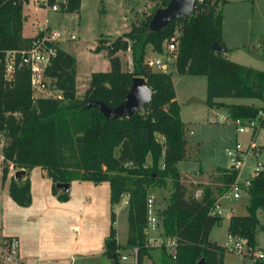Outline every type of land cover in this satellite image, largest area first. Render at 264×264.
Segmentation results:
<instances>
[{
  "label": "trees",
  "instance_id": "trees-1",
  "mask_svg": "<svg viewBox=\"0 0 264 264\" xmlns=\"http://www.w3.org/2000/svg\"><path fill=\"white\" fill-rule=\"evenodd\" d=\"M169 0H162L138 24H131L125 33L111 42L98 40L92 53L105 51L110 71L91 74L89 86L82 98L77 97L76 59L57 49L45 69V76L60 92L56 98H34L29 72L20 68L11 83L4 78L0 63V141L1 179L5 182L9 169L27 173L39 167L52 181L51 194L60 202L69 200V191L61 192L58 184L89 181L108 182L110 186V229L104 255L111 264H121L120 250L137 248V264H144L153 248L147 245L148 189L165 188L171 182L172 192L161 213L163 235L176 241V259L161 248L158 264H224V247L209 239L212 229L223 217L211 216L210 209L217 199L234 184L237 172L217 168L214 184L201 186L199 198L188 194L178 163L194 160L196 149L187 152L185 124L180 118V106L175 100L172 74L153 72L145 62L148 48L162 52L165 42L176 36V73L182 76L207 79L206 105L208 110L224 108L232 119H253L264 110V71L239 65L228 60V49L222 40L225 0H197L188 17L172 20L159 32H151L149 23L157 9ZM80 0H70L66 13L77 12ZM24 22L21 0H0V59L6 51L26 50L33 38L22 36ZM216 43L220 52L212 50ZM131 52L132 71L121 69L119 52ZM146 81L152 98L143 109L131 117L106 120L90 101L117 107L128 94L134 78ZM224 99H250L255 105H229ZM264 127V119L261 128ZM148 132V139L145 132ZM163 138V143L155 135ZM196 148L198 145L195 146ZM264 149V146H262ZM151 165H146L147 158ZM128 163L130 168H124ZM160 163L163 164L161 168ZM248 204L245 216H232L228 234L245 238L253 249L260 225L258 212L264 219V171H260L246 190ZM9 196L20 207L31 204L30 182L11 179ZM123 197L127 202L128 233L124 245L116 240L114 208ZM252 264H264L255 261Z\"/></svg>",
  "mask_w": 264,
  "mask_h": 264
},
{
  "label": "rangeland",
  "instance_id": "rangeland-1",
  "mask_svg": "<svg viewBox=\"0 0 264 264\" xmlns=\"http://www.w3.org/2000/svg\"><path fill=\"white\" fill-rule=\"evenodd\" d=\"M225 1L226 3L221 7L225 35L234 43L239 44L240 42L244 44L243 47H241L242 52L247 55L246 57L249 60H252L250 62H252L256 68L264 71V0ZM126 2L135 12L131 15V24H138L145 16L149 15L151 10L159 7L162 0H84L83 8L77 12L56 14L43 11L39 14V23L43 24L45 19H47L52 30L59 34L58 38H60L59 45L61 48L74 54L78 59L79 76L76 87L78 98L83 97L84 89L89 86L86 79L87 71L93 68L102 69L105 63L103 54L97 56V54L92 53L90 49L97 45L99 39L106 42L114 40L105 35H114L122 31L123 4ZM27 28L26 26L25 34H32L29 33ZM67 32H69L70 35H74L75 40H70L67 36ZM102 34L103 36H101ZM178 35L179 34L176 33V36ZM259 43L261 48L257 49L256 45ZM150 49L151 48H149L147 54L150 53ZM149 56L152 57L151 53ZM120 57L122 61L121 69L124 71H132V67H130L129 64V56L126 53H121ZM175 72V67H172V80L174 82L180 109H182L181 114L183 123L185 124V137L188 143L187 152H191V148L196 149L195 156L191 153V156L195 159L191 161H182L177 165V168L183 173V175L181 174L183 184L187 187L188 194L195 197L198 191H201L200 188H198L199 185L209 186L214 184L216 181V167L223 168L230 165L226 151L232 149L236 142H240L243 146L247 145L249 143L250 134L237 135L234 125L227 123L212 124L209 122V118L212 117L214 113H223L222 110H225L227 113L224 108L213 109L209 114L207 122V109L204 104L206 91L204 78L182 76ZM44 84L45 91L40 94H33L34 97L56 98L60 96V92L53 85V81L46 76L44 78ZM190 98H194L193 103H188ZM238 101L239 100H233L231 103H239ZM241 101L244 104L261 105V103L255 100L242 99ZM183 104L187 105L182 107ZM155 137L159 143H163L164 140L161 136L156 134ZM255 142L256 145L259 146L258 149L261 153H259L257 157L249 159L242 168L239 176L242 183L253 179L254 171L258 163L264 168V149L262 148V146H264V127L260 129ZM3 143L4 140L2 139L0 141V162ZM196 145H198L197 148L195 147ZM146 165H151L150 157L147 158ZM197 168L203 170H199L194 175H184L185 173H190L191 169ZM13 170L15 169L10 168L9 174ZM94 189L95 188H92L91 192L96 193L97 191V194L102 198V193ZM73 192L76 193V189H73ZM171 192L170 180H167V186L165 188L155 186L148 189V198L153 201L154 213L161 226V213L168 204ZM76 199H78L77 196L73 197L72 201ZM248 199L247 192L242 191L239 199L231 200L229 206L237 208L235 211L236 214H246ZM231 209L233 210L234 208ZM257 216L260 225L264 226L262 212L259 211ZM226 223L227 220H225L222 225L212 229L213 240L219 243H225ZM116 230L117 241L121 244L125 243L127 238V219L126 212L120 207L117 211ZM74 250L75 254H77V249ZM160 252L161 248H153L150 252V257L145 259L144 264H158ZM254 252L264 254V231L261 228H259L256 233V246ZM119 255L121 264H132L133 256L130 250L119 251ZM123 257H126V260H123ZM106 263H109L108 260ZM223 263L252 264V261L248 257H243L235 252L227 251L224 254Z\"/></svg>",
  "mask_w": 264,
  "mask_h": 264
},
{
  "label": "crops",
  "instance_id": "crops-1",
  "mask_svg": "<svg viewBox=\"0 0 264 264\" xmlns=\"http://www.w3.org/2000/svg\"><path fill=\"white\" fill-rule=\"evenodd\" d=\"M83 6L84 0H80L79 10H81ZM42 12V10H36L32 4H29L28 6H23L24 22L22 27V36L24 38H33L37 33H39L41 29H45L48 32H56L52 30L47 19H45V22H43V24L39 23L38 17L39 14H41ZM133 13H135L134 9L131 8L127 2L123 4L122 31L115 33L114 35L105 36L109 37L110 39H115L125 33H128L130 30V25L132 23L130 22V19ZM26 26L28 27L27 30L29 31V33L32 34H25ZM101 36H103V34ZM59 39L60 38H57L56 40L57 48L70 54L76 59L77 87L79 76L78 59L76 58V56H74V54H71L70 52L61 48V46L59 45ZM222 40L225 47L228 49V52L225 54V57L228 60L239 65L259 70L258 68H256V66L252 64V62H250L252 60H249L246 57L247 55L242 52L241 47H243L244 44L240 42L239 44L234 43L232 40L227 38L224 30V23L222 25ZM95 47L96 46H93L90 51L92 52ZM256 48H261L260 43L256 45ZM121 53H126L129 56V64L130 67H132L130 50H128L127 52H119L117 54V57L120 58L122 66V61L120 57ZM150 53L152 57L149 56ZM150 53L146 55L145 61L147 59L156 57V54L151 52V49ZM102 54L105 57V63L103 65V68H93L94 70H88L86 73V79L88 83L90 81L92 73L108 72L111 69L105 51L98 53L97 56ZM199 77L204 78V84L206 89V77ZM87 88L88 86L84 89L83 94L87 90ZM193 99L194 98H190L188 103H193ZM175 100L179 105L176 90ZM233 100H239V103H231ZM241 100L242 99H224L221 100V102L229 105H249L244 104ZM204 104L207 109L208 122V117L212 110H208L206 105V91L204 97ZM186 105L187 104H183L182 107H185ZM222 111L223 114H227L225 110ZM181 112L182 109H180V118L183 122ZM227 167L228 166L223 168ZM217 168L218 167H216V169ZM199 170L203 169H191L190 173H185L184 175H194ZM17 171L18 170H13L10 172V174L8 173L7 179L5 180V182H2L0 162V239H9L17 241L19 247L20 264H107V260L109 262L108 264H111L109 259L104 255L105 242L108 238L110 229L111 206L110 186L108 182L94 184L93 182L89 181H73L69 184V200L66 202H60L56 196H53L51 194L52 181L48 178L47 172L45 170H42L39 167L30 170L28 173L23 170L25 172V175L21 179H16L14 177V174ZM180 173L183 175L182 172ZM26 175L30 182L31 204L28 207H20L16 205L9 196V184L12 178L15 180H23ZM92 188H95L94 190L97 189L98 191H100L102 193V198L97 194V191L96 193L91 192ZM73 189H76V193L73 192ZM76 196L78 199L72 201L73 197ZM127 202L128 198L124 197L121 202L114 208L116 217V221L114 224L115 230L117 225V211L119 207L126 212L127 219ZM229 204L230 201H222V206L224 209L223 220L218 225H222V223L227 220L225 242L226 236L228 235V226L230 218L234 215H246L236 214L235 211L237 210V208L234 206H229ZM231 208L234 209L232 210ZM73 228H77V231L72 230ZM209 239L213 242H216L222 247L225 246V243H219L218 241L212 239V231L210 233ZM117 243L120 245L125 244H121L118 241ZM74 249H77V254H75Z\"/></svg>",
  "mask_w": 264,
  "mask_h": 264
},
{
  "label": "built area",
  "instance_id": "built-area-1",
  "mask_svg": "<svg viewBox=\"0 0 264 264\" xmlns=\"http://www.w3.org/2000/svg\"><path fill=\"white\" fill-rule=\"evenodd\" d=\"M23 6L32 4L36 10H42L47 13H65L68 9L70 0H21ZM70 40H75L74 35L67 33ZM58 33L48 32L45 29H41L37 33L31 42V45L26 50H13L6 51L3 59H0V63L4 67V78L8 83H11L14 79L15 73L20 68H26L29 72V81L33 94L42 93L45 91V69L49 65L51 59L55 56L56 40ZM177 40L176 36L171 38L170 41L165 42L162 46V52L156 54V57L147 59L145 62L148 67L156 73L170 74L172 67H175L177 59ZM34 97V96H33ZM36 98V97H34ZM264 119V110L259 109L256 116L250 120L232 119L228 114L220 112L214 113L211 117L212 124H231L236 127L237 135L250 134L249 143L242 145L240 142H236L232 149L226 151V155L230 161V165L227 169H233L237 172V177L232 185L231 189L220 196L216 203L210 209L211 216L223 217L222 201L238 200L240 193L246 191L250 186V181L247 180L244 183L240 180V172L246 165L249 159L257 157L259 152V146L256 145L255 139L261 129V122ZM132 167L131 163H128L124 168ZM163 168V164H161ZM264 171L261 164L258 163L256 170L254 171V177L260 172ZM253 177V178H254ZM201 191H198L196 198H199ZM72 230L77 231V228ZM147 245L151 248H165V251L170 257L176 259V241L173 238L165 237L163 235L162 226L159 220L155 216L153 209V201L147 197V225L145 229ZM226 252L231 251L236 254L248 257L252 262L264 261L263 253H255L254 249L250 247L247 239L228 234L226 236V242L224 246ZM132 264H137V248H132ZM126 260V257L122 258ZM0 264H20L19 261V247L15 240L0 239Z\"/></svg>",
  "mask_w": 264,
  "mask_h": 264
},
{
  "label": "water",
  "instance_id": "water-1",
  "mask_svg": "<svg viewBox=\"0 0 264 264\" xmlns=\"http://www.w3.org/2000/svg\"><path fill=\"white\" fill-rule=\"evenodd\" d=\"M197 0H169L164 8L157 9L149 23V30L151 32H159L162 28L167 26L172 20L177 18L188 17L191 15L195 8ZM212 50L220 52V47L214 43ZM152 91L147 86L143 78L136 77L132 81V87L123 101L115 108H110L104 103L90 101L86 107L98 109L106 120H113L122 117H131L134 113L140 112L143 107L151 101ZM145 137L148 139V132L146 131ZM25 175L23 170L17 171L14 174L16 179H21ZM56 188L61 192L67 193L69 191L68 184H58ZM203 259L199 264H203Z\"/></svg>",
  "mask_w": 264,
  "mask_h": 264
}]
</instances>
